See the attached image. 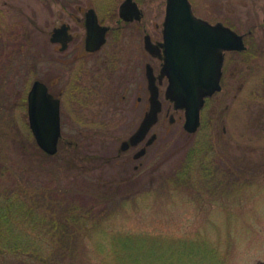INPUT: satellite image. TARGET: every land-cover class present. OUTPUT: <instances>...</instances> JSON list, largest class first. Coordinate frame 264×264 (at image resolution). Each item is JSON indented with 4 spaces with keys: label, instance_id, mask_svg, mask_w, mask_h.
Instances as JSON below:
<instances>
[{
    "label": "rangeland",
    "instance_id": "1",
    "mask_svg": "<svg viewBox=\"0 0 264 264\" xmlns=\"http://www.w3.org/2000/svg\"><path fill=\"white\" fill-rule=\"evenodd\" d=\"M5 1L0 0L7 13L0 32L5 30L7 39L15 32L18 37L10 45L0 42V160L9 169L0 193L16 192L20 186L35 196L38 187L48 193L59 189L56 205L47 197L38 207L28 196L41 217L36 226L44 219L53 225L50 218L62 224L61 211L55 209L62 203L76 214L86 209L85 224L68 221L78 230L64 239L69 248L59 257L63 259L51 264H264V0H190L196 14L210 22L219 20L241 35L255 32L246 37L247 51L227 55L220 111L217 96L209 99L197 133L184 129V119L171 124L165 117L170 102L164 83V112L150 133H158V140L144 166L130 173L121 160L112 158L121 154L132 127L99 128L86 122L79 135L67 116L70 107L62 109L63 139L78 146L64 145L55 157H46L38 147L26 98L35 78L43 77L40 47L34 40L32 49L26 48L28 41L19 46L24 25L7 22L20 13L26 18L27 5L23 0ZM98 6L106 13L102 3ZM142 6L147 17L159 11L163 21L166 0H146ZM146 88L145 80L148 108ZM83 109L96 116L102 107L88 100ZM33 237L48 248L57 241L48 230Z\"/></svg>",
    "mask_w": 264,
    "mask_h": 264
},
{
    "label": "flooded vegetation",
    "instance_id": "2",
    "mask_svg": "<svg viewBox=\"0 0 264 264\" xmlns=\"http://www.w3.org/2000/svg\"><path fill=\"white\" fill-rule=\"evenodd\" d=\"M23 1L27 5L26 18H23L24 16L22 17L20 13L21 15L13 16L15 19L13 22L8 21L7 25H24V42L21 41L23 43L19 46H26L25 42L28 41L26 48L32 49L29 45L34 40L35 45L40 47L43 75L42 79L35 78L27 94V111L29 112V93L33 84L40 81L46 86L48 96L52 100L60 101L59 151L64 145L78 146V143L73 146L72 141L63 139V107L71 108L72 112L67 116L73 123L74 131L79 132V135L90 123L99 128L126 125L132 127L133 131L121 143V154H117L112 160H121L122 165H125L126 173H130L131 169L139 171L146 162L144 158L151 156V148L158 140V133L150 134V132L147 138L136 146L131 145L130 138L138 130L150 110L149 72L155 78L160 92L164 83L168 84L166 77L162 79V82L160 80L165 59L164 48L161 44L164 41L166 9L163 21H161L163 14L159 11L147 17L144 6H142L146 0H119L117 6L114 5L118 0H106L105 2L103 0ZM99 3H102V9L105 8L106 13H101ZM193 12L198 18L212 25L220 24L219 20L210 22L208 19L200 17L194 8ZM5 15L7 13L3 12V8L0 7V26L3 25L1 22H4L2 18ZM4 31L0 32V42L10 45V40L13 38L15 41V37L18 36L16 32L13 33L14 36L10 33V37L7 39ZM34 32L38 35H35ZM254 32L255 29H251L247 35L242 34L245 45L246 37L251 36ZM141 35L143 41L140 39ZM147 45L151 47L152 51L147 49ZM21 49L19 50L21 51ZM244 51H247V48ZM237 52L231 51L225 54L224 67L227 55H235ZM35 68L36 66H30L29 70L32 69V72ZM145 80L148 108H145L143 100ZM132 92L134 96L131 98ZM216 96L218 109L220 108V91H218L206 99L200 114L199 129L208 100ZM128 99L130 100L128 101ZM88 100L89 104L102 107L101 111L96 113L97 117L84 111L83 108L86 107ZM126 104L131 110L127 109ZM163 112L164 108L159 113L158 121L153 128L159 123L160 115ZM165 117H169L171 124H175L177 119L179 121L184 119L185 122V112L176 110L172 103L166 109ZM120 120H123V123L118 122ZM154 135L156 136L154 141L148 144ZM135 162H137L136 165H134Z\"/></svg>",
    "mask_w": 264,
    "mask_h": 264
},
{
    "label": "water",
    "instance_id": "3",
    "mask_svg": "<svg viewBox=\"0 0 264 264\" xmlns=\"http://www.w3.org/2000/svg\"><path fill=\"white\" fill-rule=\"evenodd\" d=\"M163 34L161 45L165 59L160 80L168 79L165 98L173 102L177 110L185 111L184 128L195 133L205 99L222 90L225 53L244 51L246 45L243 36L231 28L198 18L189 0H167ZM147 49L152 51L149 45ZM148 75L150 110L130 138L133 146L145 140L163 108L155 78L151 72ZM28 102L30 128L37 145L49 156L56 155L61 136L60 101L52 100L46 86L36 81ZM155 137L152 136L148 144Z\"/></svg>",
    "mask_w": 264,
    "mask_h": 264
},
{
    "label": "trees",
    "instance_id": "4",
    "mask_svg": "<svg viewBox=\"0 0 264 264\" xmlns=\"http://www.w3.org/2000/svg\"><path fill=\"white\" fill-rule=\"evenodd\" d=\"M8 171L7 164L0 160V184ZM36 189V196L26 186H20L16 192L8 190L5 194L0 193V264H6L8 261H17L21 264H30L35 261L43 264L57 262L60 256H64L65 249L69 248V244H66L64 239L68 234H73L74 230H78L76 228L72 230L68 221H75L82 225L87 222L86 213L83 212L86 209L76 214L72 212L70 205L66 206L67 208L62 207L65 202L59 208H55L61 211L59 219L62 224L56 225L57 221L50 218L49 222H53V225H46L48 221L44 219L42 226H36L34 223H40L41 217L37 207L30 206L27 201L28 196L31 194L33 203L38 207L47 197H50L56 205L58 197L61 196L59 194L61 191L56 188L49 190V193L42 187ZM46 193L50 195L46 196ZM28 218L31 219L30 223L27 222ZM47 230L54 232L57 236V241L51 242L49 248L45 245V241L33 239L35 235L41 237ZM62 259L63 257L59 258L60 261Z\"/></svg>",
    "mask_w": 264,
    "mask_h": 264
}]
</instances>
